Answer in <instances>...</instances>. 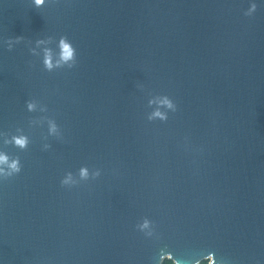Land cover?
<instances>
[{
    "label": "water",
    "instance_id": "95a60500",
    "mask_svg": "<svg viewBox=\"0 0 264 264\" xmlns=\"http://www.w3.org/2000/svg\"><path fill=\"white\" fill-rule=\"evenodd\" d=\"M247 7L0 0V131L31 141L0 140L22 163L0 181V264H158L161 248L264 264V5ZM62 35L77 63L48 72L30 49ZM160 93L178 110L149 121ZM83 165L102 175L61 185ZM145 217L158 238L136 228Z\"/></svg>",
    "mask_w": 264,
    "mask_h": 264
},
{
    "label": "clouds",
    "instance_id": "9594fccd",
    "mask_svg": "<svg viewBox=\"0 0 264 264\" xmlns=\"http://www.w3.org/2000/svg\"><path fill=\"white\" fill-rule=\"evenodd\" d=\"M35 8L40 9L47 5L50 0H31ZM264 5V0H248V7L244 11L247 17L253 16L258 7ZM21 37L9 39L7 47L12 50ZM54 45V47L52 46ZM33 56L39 57L43 68L48 72H53L64 67L73 68L78 59V51L72 40L66 35L60 36L58 39L55 36H47L37 39L35 46L30 49ZM152 110L147 113L149 121H167L169 114L178 110L176 101L168 94H152L148 101ZM28 112H35L38 109V103L35 99H30L26 102ZM48 132L50 135H58L60 126L55 120L48 121ZM0 140L3 145H13L19 149H26L30 144V137L24 133L22 128H17L15 133L0 131ZM50 148L51 145H46ZM22 171V163L20 157L11 155L3 147H0V181L19 174ZM102 175L100 168L90 169L89 166L83 165L74 173L68 171L62 177L60 183L62 186L72 187L78 185L81 181L89 179H97ZM136 228L144 233L146 237L158 238L156 228L151 219L145 217L141 222L137 223ZM166 261H171V264H225L224 261L217 259L215 251H207L206 253L194 257L190 260L177 258L172 251L161 248L159 251L158 264H165Z\"/></svg>",
    "mask_w": 264,
    "mask_h": 264
},
{
    "label": "trees",
    "instance_id": "16d2710c",
    "mask_svg": "<svg viewBox=\"0 0 264 264\" xmlns=\"http://www.w3.org/2000/svg\"><path fill=\"white\" fill-rule=\"evenodd\" d=\"M165 264H171V261H166Z\"/></svg>",
    "mask_w": 264,
    "mask_h": 264
}]
</instances>
